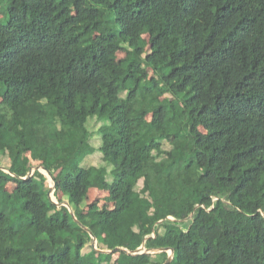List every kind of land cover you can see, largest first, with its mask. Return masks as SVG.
<instances>
[{"label": "trees", "instance_id": "trees-1", "mask_svg": "<svg viewBox=\"0 0 264 264\" xmlns=\"http://www.w3.org/2000/svg\"><path fill=\"white\" fill-rule=\"evenodd\" d=\"M6 154L0 264H264V0H0Z\"/></svg>", "mask_w": 264, "mask_h": 264}, {"label": "rangeland", "instance_id": "rangeland-1", "mask_svg": "<svg viewBox=\"0 0 264 264\" xmlns=\"http://www.w3.org/2000/svg\"><path fill=\"white\" fill-rule=\"evenodd\" d=\"M147 49V47L145 48ZM123 56V53H118L117 54V58H121ZM151 74L150 70H147L146 74L144 75L143 79H147ZM149 119V117H147ZM100 122H93L92 123V127L90 128V138L92 139L91 142L93 144L94 147H96L98 145V137H99V132L97 130V124ZM11 158L12 155H4L1 158V165L3 166V168H7L11 162ZM40 159H33L29 153H26L24 156V163L27 166H30V168L34 169L35 167H40ZM99 163V151L95 148L94 152L91 155L86 156L80 163V166L86 165V164H97ZM56 184H60V180L59 179H52V177H48V186L49 188H52V191L50 193V197L53 201L58 202L59 203V199L63 198L62 197V192L60 190V188H57L55 190L54 186ZM142 185V182L140 181V186ZM16 187V184L14 182H8L5 186V189L12 195L13 194V190ZM108 195L107 191L104 190H99L97 188H91L88 190L87 196H86V201L88 203H91L92 201H97V207L98 208H113L115 207V203L112 202H108L106 200V197ZM65 199L63 200L66 201V196L64 197Z\"/></svg>", "mask_w": 264, "mask_h": 264}, {"label": "water", "instance_id": "water-1", "mask_svg": "<svg viewBox=\"0 0 264 264\" xmlns=\"http://www.w3.org/2000/svg\"><path fill=\"white\" fill-rule=\"evenodd\" d=\"M38 167H35L34 169H32V168H30L29 169V171H28V174H30V173H32L35 169H37ZM42 169H44L43 167H41ZM50 177H52V176H50ZM52 179H53V177H52ZM51 191H52V188L50 187L49 188V191H48V196L50 197V193H51ZM50 199H51V197H50ZM52 200V199H51ZM53 201V200H52ZM55 202V201H54ZM58 206L59 205H65V206H69V204H68V202L67 201H64V202H60V203H58V202H55ZM92 244H94V243H92ZM160 250H163V249H160ZM107 252H110V251H107ZM172 257H173V249H169V257L167 258V260L164 262V264H168L170 261H171V259H172Z\"/></svg>", "mask_w": 264, "mask_h": 264}, {"label": "crops", "instance_id": "crops-1", "mask_svg": "<svg viewBox=\"0 0 264 264\" xmlns=\"http://www.w3.org/2000/svg\"><path fill=\"white\" fill-rule=\"evenodd\" d=\"M6 155H9V154H6ZM10 155H12V154H10ZM2 157H3V156H2ZM2 157H1V158H2ZM1 158H0V160H1ZM11 159H12V158H11ZM9 165H10V164H9Z\"/></svg>", "mask_w": 264, "mask_h": 264}]
</instances>
